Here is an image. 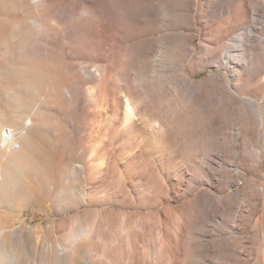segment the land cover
<instances>
[{
    "label": "rangeland",
    "instance_id": "374dc122",
    "mask_svg": "<svg viewBox=\"0 0 264 264\" xmlns=\"http://www.w3.org/2000/svg\"><path fill=\"white\" fill-rule=\"evenodd\" d=\"M150 1L0 0V264H122L124 257L126 264H151L155 216L159 227L187 221L190 232L205 229L209 235L232 222L222 214L205 219L186 207L205 189L220 205L233 196L245 203L236 237L248 249L241 257L247 264H264V0H258L260 14L252 15L254 42L241 45L257 63L242 64L240 77L202 49L215 41L213 29L227 15L212 13L206 0H194L184 19L182 0H159L173 8L166 15L158 10L146 31L145 21H136L127 5L140 13ZM163 21L168 31L157 29ZM175 28L187 29L193 41L160 63L157 77L170 104L152 109L144 99L152 94L135 98L142 117L167 122L168 109L189 106L196 112L201 122L196 142L181 144V155L168 160L169 142L143 128H122L121 103L137 89L130 75L134 66L120 59ZM239 32L235 37L246 42ZM104 73L109 75L102 78ZM190 74L199 83L223 75L226 83L204 91L190 83ZM90 94L97 96L96 108ZM6 132L15 135V146L4 143ZM160 155L169 189L180 180L177 175L186 181L203 175L208 183L195 194L185 195L182 186L158 197L148 168ZM256 193L262 196L259 208ZM225 255L223 249L214 260L224 263Z\"/></svg>",
    "mask_w": 264,
    "mask_h": 264
},
{
    "label": "bare ground",
    "instance_id": "6f19581e",
    "mask_svg": "<svg viewBox=\"0 0 264 264\" xmlns=\"http://www.w3.org/2000/svg\"><path fill=\"white\" fill-rule=\"evenodd\" d=\"M85 1H88V3L92 5L93 4L92 1L95 0H85ZM206 1H207L208 9L212 13L218 16L220 15L221 17L227 15V18H224L223 25H218V27L213 29L211 36L215 41L212 42L211 44H208L207 46L206 45L202 46L203 47L202 49L205 50L212 58H217V57L221 58L226 65L232 66L233 69L236 68L238 70L237 76L240 77L242 73H244V67L242 64H248L251 67L252 65H254V63H257V60H254L253 53L250 51V49L245 50L241 48V45H243L244 47H248L250 42L251 43L254 42L256 29L254 27L255 22L252 15L260 14L261 10L259 6V2L258 0H206ZM194 3H195L194 0L181 1L182 12L184 13L182 17L184 19H186L187 15H189L192 12V5ZM172 8L173 7L169 5L162 4L159 0H151L150 2H148L147 4L141 7L140 13H137V11H135L132 6L127 5V9L131 13H133V18L136 21L139 22L143 20L145 21L146 31L151 30V26L153 25L152 23L154 19L158 17L157 15L158 10L163 11V13L166 15L171 12ZM95 12H97V10ZM163 23L164 21L161 22V26H158L157 29L159 31L162 30L168 31L167 29H164ZM244 24H247V26L243 27ZM240 30L244 31V34L246 36V42H243L240 36L239 38L235 37V34H240L239 32ZM230 37L231 39H229ZM192 41H193V35L189 34L187 29L178 30V28H175L173 29L172 32L162 35L159 39L151 38L150 40L146 41L144 44L135 47L134 48L135 50H133L130 54L125 56L124 59L122 58L120 59V62L122 64L134 66L135 71H131L130 75L133 76L135 86L137 89V91H135L136 93L134 92L132 93L133 95L131 94L132 96L126 97L125 100L122 98L124 101H122L120 109L118 108L120 111L122 110L120 112L122 128L126 131L133 129L135 130L136 128H143V130L147 131L148 134H150V136L152 137L156 136L158 138L157 140H166L167 142H169V146H168L169 151L168 153L165 154L168 156V160L175 159L177 155L180 154L181 144L184 145L188 144V146H190L189 145L190 143L192 145V142L193 143L196 142L195 141L196 138H198V136L201 133V130L198 127L200 126L201 122L199 121L198 116L195 115L196 112L192 113L191 108L189 106L187 107L184 106L185 110L178 112L171 111V109H168L169 119L167 118L168 121L166 119L167 122L157 117L156 115H152L150 117H145V116L142 117L140 115L141 103L135 101V98H136V94H141V95L152 94L150 97L144 95L145 102H147L152 109L154 108L160 110L166 109V107L170 104V101H166L165 94L163 93V91L166 90V86L162 84V79L157 77V75H159L158 69L163 66L160 63L167 64L169 59L168 56L171 53H176L177 51L183 49L184 47L187 48V46L191 44ZM227 41H229L230 43H227ZM225 50H228V52H225ZM230 53H232L233 55L231 56ZM150 59H152V61ZM173 65H178V64L177 62L174 61ZM151 69H153L154 72V75L152 76L149 75ZM108 75L109 73H104L101 74V77L105 78ZM194 77H195L194 74L189 75L190 83L192 85H196V84L199 85L204 91L210 88H217L219 85L226 83V79L223 75L222 76L213 75L209 77L206 81L201 83L197 82ZM151 90L154 92L150 93ZM91 92H92L91 94L97 95V93H94V91ZM91 94L89 95V97L91 96L89 102L91 103V106L96 108L99 104L97 101V96ZM187 94H192V96H196L193 94H201V93L195 90H190V91L187 90ZM141 102H144L143 98ZM124 130H122V132H124ZM6 134L8 136L4 138V143L9 144L11 146H15V135L12 132H6ZM154 139L156 138L154 137ZM233 140L236 139L233 138ZM184 145L183 147H186ZM194 145H196V143ZM197 146L198 145H196V147ZM191 147L190 149H192ZM195 149L197 150V148ZM164 150L165 149H163V151ZM185 151H187L186 148ZM188 151L189 152L192 151L193 153L194 150H188ZM185 153L186 152H184V154ZM193 154H195V152ZM160 156L161 157L157 158L156 160L153 161L151 160L152 163L148 168L153 173V175L151 173V175L149 176L150 180H153L154 182L153 188L155 189V191L153 192V194L157 192L156 194L158 195V197L166 198L167 196L170 195L171 192L177 193L180 191V188L182 186H186V190L184 191L185 195L195 194L199 186L208 183V181H205V179L203 178L204 177L203 175L195 174L194 177H191V179L190 180L188 179L187 181L184 175H177L180 178V180L178 181L176 186L169 189L168 184L166 183L167 181L164 180V171L166 169L165 157L164 155L163 156L160 155ZM155 163L158 164V169ZM153 166L156 167L155 173L153 172ZM201 168L204 169L202 166ZM147 171L145 172L147 173ZM220 172H222L223 174L224 171H220ZM217 174L214 173L213 176L215 177L217 176ZM145 176L147 177V174ZM223 178L227 179L230 177L223 176ZM223 184H226V181ZM227 185L228 183L226 184V186ZM254 191L256 192L258 191L256 187L254 188ZM255 200L257 202L256 205L259 208L262 204V196L256 193ZM239 203H240L239 196L236 197L233 196V197L225 198L223 204L220 205V203L217 202V199L213 194V192L208 189L201 191L198 196H196L193 200L187 203L186 207L189 210H192L191 212H194L196 213V215H199V217H203L204 215L205 219H209L211 217H218L220 214H222L232 219V222L229 221L230 223L225 224L224 229L220 227L218 230H215L214 231L215 234L213 235H209L208 233L210 231L205 229H200V231L198 232L196 231L197 233L190 232L187 221L184 223L176 222L172 224L169 228H164L163 226L159 227L158 225L159 215L155 216L156 224L151 225L150 228L153 234L152 240H154L153 246L156 251L155 252L156 258H155V262L151 264H174L177 262V260L180 261V264H209V263L247 264L249 263L246 262L245 259L241 257V250L243 249L245 253L246 250L248 249L246 248L244 243L242 244L238 243L236 238L237 235L241 233L240 225H238L239 223L238 219H239V215L243 211L245 204V203L242 204ZM236 208H238L237 212H235ZM254 227L255 229H257V232L260 233L261 231L259 229L260 225L256 224L254 225ZM178 228L180 230H178ZM262 233L264 240V230L262 231ZM223 249L226 250V255L225 257L223 256L221 257L223 260H225V262L222 263L220 261L221 258L215 261L214 258L216 254L221 252ZM256 253L257 251H254L252 255L254 256L256 255ZM179 254L181 255V258L177 259L176 257H178ZM211 257H213L214 261L210 260ZM121 263L126 264V257L122 259ZM98 264H103V263L98 262Z\"/></svg>",
    "mask_w": 264,
    "mask_h": 264
}]
</instances>
